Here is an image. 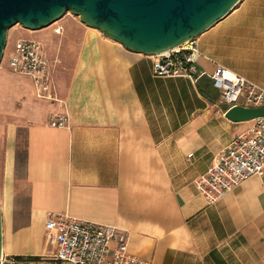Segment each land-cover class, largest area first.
I'll return each mask as SVG.
<instances>
[{
	"label": "crops",
	"instance_id": "1",
	"mask_svg": "<svg viewBox=\"0 0 264 264\" xmlns=\"http://www.w3.org/2000/svg\"><path fill=\"white\" fill-rule=\"evenodd\" d=\"M34 31L44 53H75L65 79L54 80L50 68L52 98L36 96L29 76L0 74L3 254L49 264L44 219L56 212L125 230L129 252L150 264H264V173L212 204L195 186L250 125L225 116L209 77L215 65L264 89V0H240L196 37L204 73L195 81L154 75L152 55L76 16ZM60 113L67 124L50 126ZM17 183L26 189L25 217Z\"/></svg>",
	"mask_w": 264,
	"mask_h": 264
},
{
	"label": "built area",
	"instance_id": "2",
	"mask_svg": "<svg viewBox=\"0 0 264 264\" xmlns=\"http://www.w3.org/2000/svg\"><path fill=\"white\" fill-rule=\"evenodd\" d=\"M152 56V72L157 76L182 75L195 81L204 73L197 67L200 52L196 38ZM7 64L12 71L30 77L36 96L52 98L49 93L50 62L39 41L16 39L8 52ZM209 77L225 111L235 105L264 108V89L243 75L216 64ZM250 122L217 152L207 171L195 180L196 189L208 204L216 202L249 177L263 175L264 116ZM66 124L67 116L63 113L49 121L52 127ZM44 229L47 242L53 246L49 264H150L129 252L128 234L114 225L48 212ZM24 263V258L13 256L3 255L1 259V264Z\"/></svg>",
	"mask_w": 264,
	"mask_h": 264
},
{
	"label": "water",
	"instance_id": "3",
	"mask_svg": "<svg viewBox=\"0 0 264 264\" xmlns=\"http://www.w3.org/2000/svg\"><path fill=\"white\" fill-rule=\"evenodd\" d=\"M240 0H0V62L8 30L20 25L39 30L67 12L87 27L126 49L156 55L196 38L225 17ZM225 116L234 122L264 116L263 107L232 106ZM3 230L0 209V264Z\"/></svg>",
	"mask_w": 264,
	"mask_h": 264
},
{
	"label": "rangeland",
	"instance_id": "4",
	"mask_svg": "<svg viewBox=\"0 0 264 264\" xmlns=\"http://www.w3.org/2000/svg\"><path fill=\"white\" fill-rule=\"evenodd\" d=\"M64 16H74L70 12H67L65 15H63L61 18ZM60 18V19H61ZM59 19V20H60ZM59 20L55 21L51 25L45 27V30H50ZM36 32V31H31L22 28L20 25H14L8 30L7 34V40H6V46L4 49V54L2 56V60L0 62V74L4 68H6L8 71H10V74L13 73V75L21 77V78H26L27 75L21 74L18 72L12 71L7 64V56L8 52L10 50V45L15 41L17 38H32L31 33ZM37 40V39H36ZM64 51L61 54H58L55 49H48L46 50L45 48V53L48 57V60L50 62V68H51V73L54 78V80L58 77H63L64 79L68 76L69 74V69L70 66L73 62L74 58V53L75 49L72 47H63ZM61 74V76H58ZM28 79V78H27ZM250 122V121H249ZM251 123V122H250ZM2 125V118L0 117V181H1V153H2V133H3V125ZM23 142H24V133L23 131H20L18 134V151L22 155L23 151ZM1 186V183H0ZM1 190V189H0ZM16 202L19 203V207H21V215L25 217L26 215V189L25 185L23 183H17L16 186ZM2 203V198H1V192H0V209H1V204ZM6 214L3 212L1 209V217H2V230L4 228V222L6 221ZM4 255V254H3ZM7 256V255H6Z\"/></svg>",
	"mask_w": 264,
	"mask_h": 264
},
{
	"label": "trees",
	"instance_id": "5",
	"mask_svg": "<svg viewBox=\"0 0 264 264\" xmlns=\"http://www.w3.org/2000/svg\"><path fill=\"white\" fill-rule=\"evenodd\" d=\"M13 257H15L16 259H23L22 256H13ZM26 259H29V260H37L38 257L37 256H28V257H26Z\"/></svg>",
	"mask_w": 264,
	"mask_h": 264
}]
</instances>
